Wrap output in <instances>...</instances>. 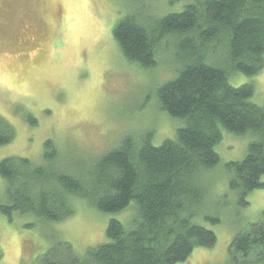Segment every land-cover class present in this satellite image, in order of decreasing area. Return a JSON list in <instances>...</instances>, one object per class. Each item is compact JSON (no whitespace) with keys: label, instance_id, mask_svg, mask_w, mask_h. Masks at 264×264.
I'll use <instances>...</instances> for the list:
<instances>
[{"label":"trees","instance_id":"obj_1","mask_svg":"<svg viewBox=\"0 0 264 264\" xmlns=\"http://www.w3.org/2000/svg\"><path fill=\"white\" fill-rule=\"evenodd\" d=\"M113 35L126 59L144 67L156 65L158 54L174 48L176 75L157 96L161 111L184 125L160 145L153 143V130L123 138L96 160L88 182L54 164L59 151L50 139L44 165L26 157L1 160L7 189L0 213L8 217L18 212L63 221L75 214V198L104 213L136 204L129 225L109 221L107 242L81 256L70 243L57 241L37 264H177L196 247L212 246L216 234L195 219L208 193L205 174L220 162L216 147L223 131L256 136L243 159L226 165L229 186L241 204L264 188V105L251 101L253 84L235 86L229 80L232 73L256 75L264 68V0H188L180 11L144 24L135 15L125 16ZM15 133L0 116V146L11 143ZM206 218L220 222L219 216ZM230 262L264 264V219L235 235Z\"/></svg>","mask_w":264,"mask_h":264},{"label":"rangeland","instance_id":"obj_2","mask_svg":"<svg viewBox=\"0 0 264 264\" xmlns=\"http://www.w3.org/2000/svg\"><path fill=\"white\" fill-rule=\"evenodd\" d=\"M188 0H0V116L15 128V137L0 146V161L26 157L46 164L45 142L52 140L65 172L90 179L96 160L123 138L153 130L155 145L175 138L184 121L161 111L157 90L176 75L174 48L158 54L154 66L126 59L113 29L118 20L148 18L180 11ZM218 55V54H217ZM223 55H218L221 57ZM231 84H253L252 102L264 105V68L256 75L232 73ZM28 117L36 121L29 122ZM256 136L223 131L216 150L219 165L205 174L207 195L196 222L216 234L210 247H196L177 264H231L230 245L251 222L264 219V188L251 192L247 205L231 190L226 165L241 160ZM264 181V177H263ZM7 181L0 176V201ZM75 214L48 222L32 214L0 213V264H37L57 241L83 256L108 241L111 219L129 225L136 213L132 201L122 211L104 213L75 198ZM219 216L212 222L206 216ZM39 247V249L37 248Z\"/></svg>","mask_w":264,"mask_h":264}]
</instances>
